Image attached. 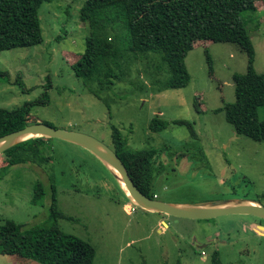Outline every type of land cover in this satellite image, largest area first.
Returning a JSON list of instances; mask_svg holds the SVG:
<instances>
[{"label": "rangeland", "instance_id": "obj_1", "mask_svg": "<svg viewBox=\"0 0 264 264\" xmlns=\"http://www.w3.org/2000/svg\"><path fill=\"white\" fill-rule=\"evenodd\" d=\"M85 1H45L44 42L0 52V108L41 101L31 111L34 123L80 131L110 147L115 125L129 136L130 147L160 149L153 165L157 199L189 204L249 199L264 205V141L236 133L223 109L236 99L234 75L247 71V53L234 43L200 41L186 57L188 85L161 92L140 88L143 80L149 82L136 63L130 77L138 88L117 83L106 93L109 109L86 91L71 66L89 34L79 19ZM255 3L258 11L243 18L255 48L254 68L264 73V0ZM156 114L170 122L160 132L149 130ZM258 118L264 120V107ZM177 119L194 123L196 139L187 126L172 122ZM45 139L49 160L39 155L37 162L11 166L0 155V217L24 228L44 223L51 199L34 202V185L42 181L50 189L54 179L64 213L58 225L95 247L94 264H213L215 255L220 264H264V219L251 214L193 219L146 210L124 191L110 190L117 180L91 151ZM127 204L134 210L128 212ZM0 264L39 263L0 254Z\"/></svg>", "mask_w": 264, "mask_h": 264}, {"label": "trees", "instance_id": "obj_2", "mask_svg": "<svg viewBox=\"0 0 264 264\" xmlns=\"http://www.w3.org/2000/svg\"><path fill=\"white\" fill-rule=\"evenodd\" d=\"M45 1L49 0H0V52L44 42L41 8ZM255 1L86 0L79 19L88 26L89 34L85 50L71 65L72 69L82 79L86 91L110 109L106 93L117 83L138 88L130 77L134 64L143 65L149 84L143 80L140 88L145 86L146 91L183 88L190 81L186 57L198 42L237 44L248 55V68L245 73L234 75L236 99L223 109L236 133L264 141V120L258 118L259 108L264 107V73L254 68L255 48L243 18L244 13L258 11ZM18 82L24 86L21 78ZM40 102L0 108V137L34 123L31 111ZM196 108L202 111L197 104ZM172 122L187 126L196 139L193 122L183 119ZM169 124L156 114L150 120L149 130L160 132ZM44 140L45 137H31L1 154L11 166L37 162L39 155L44 156V161L49 160L51 157L44 155L48 148ZM129 140L128 135L112 125L111 148L136 186L144 194L157 198L153 192L156 180L153 165L161 150L134 149ZM114 185L111 191H124L118 181ZM56 191L54 179L50 189L42 181L34 185V202L45 197L51 199L49 218L44 223L24 228L13 219L0 217V254L18 255L39 264H94L95 247L58 225L57 219L64 217V213L59 210ZM130 206L126 205L128 212ZM213 264H220L218 255Z\"/></svg>", "mask_w": 264, "mask_h": 264}, {"label": "water", "instance_id": "obj_3", "mask_svg": "<svg viewBox=\"0 0 264 264\" xmlns=\"http://www.w3.org/2000/svg\"><path fill=\"white\" fill-rule=\"evenodd\" d=\"M31 137L59 138L88 149L111 170L131 201L146 210L193 219H210L228 214H251L264 219V205L255 200L189 204L152 198L136 186L121 158L106 143L92 135L76 130L56 128L45 122H35L1 136L0 154Z\"/></svg>", "mask_w": 264, "mask_h": 264}, {"label": "built area", "instance_id": "obj_4", "mask_svg": "<svg viewBox=\"0 0 264 264\" xmlns=\"http://www.w3.org/2000/svg\"><path fill=\"white\" fill-rule=\"evenodd\" d=\"M128 209H129V212H131V211L134 210V207H131V206H130Z\"/></svg>", "mask_w": 264, "mask_h": 264}, {"label": "crops", "instance_id": "obj_5", "mask_svg": "<svg viewBox=\"0 0 264 264\" xmlns=\"http://www.w3.org/2000/svg\"><path fill=\"white\" fill-rule=\"evenodd\" d=\"M155 194L157 195L158 198L159 194L157 192H155ZM173 203H184V202H173Z\"/></svg>", "mask_w": 264, "mask_h": 264}, {"label": "bare ground", "instance_id": "obj_6", "mask_svg": "<svg viewBox=\"0 0 264 264\" xmlns=\"http://www.w3.org/2000/svg\"><path fill=\"white\" fill-rule=\"evenodd\" d=\"M124 185V184H123ZM125 187V186H124Z\"/></svg>", "mask_w": 264, "mask_h": 264}]
</instances>
